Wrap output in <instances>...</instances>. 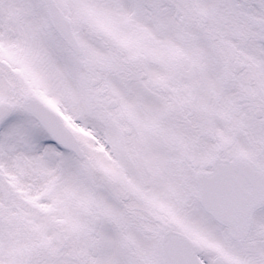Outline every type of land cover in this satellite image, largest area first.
<instances>
[{"label": "snow or ice", "instance_id": "obj_1", "mask_svg": "<svg viewBox=\"0 0 264 264\" xmlns=\"http://www.w3.org/2000/svg\"><path fill=\"white\" fill-rule=\"evenodd\" d=\"M0 264H264V0H0Z\"/></svg>", "mask_w": 264, "mask_h": 264}]
</instances>
